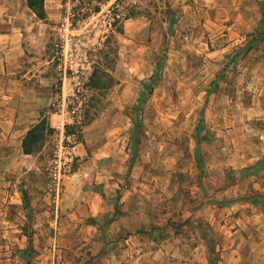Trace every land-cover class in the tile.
Returning <instances> with one entry per match:
<instances>
[{
    "label": "rangeland",
    "instance_id": "1",
    "mask_svg": "<svg viewBox=\"0 0 264 264\" xmlns=\"http://www.w3.org/2000/svg\"><path fill=\"white\" fill-rule=\"evenodd\" d=\"M258 1L46 0L45 22L0 0V264L264 261V42L241 50ZM62 122L87 175L56 201Z\"/></svg>",
    "mask_w": 264,
    "mask_h": 264
},
{
    "label": "trees",
    "instance_id": "2",
    "mask_svg": "<svg viewBox=\"0 0 264 264\" xmlns=\"http://www.w3.org/2000/svg\"><path fill=\"white\" fill-rule=\"evenodd\" d=\"M27 6L32 10V12L42 21L48 20V14L45 8V2L46 0H26ZM260 13H261V19L259 26L251 33L248 34V39L245 45L241 48V50L244 51V53H249L251 50L256 48L259 44L264 42V0L258 1ZM99 11V9H98ZM160 68L158 67V70ZM100 69H94L90 78L89 82L91 87L93 88H101V78H100V72L98 71ZM107 74V73H103ZM156 77V76H155ZM153 77V80L155 79ZM114 80L113 77L111 79ZM111 86V85H110ZM149 88V91H152V86L149 87V85H146ZM145 92L143 94L141 93L140 102L145 97ZM55 131V128L51 126L49 120L47 117H44L42 119H39L37 123L32 125L25 135V137L22 140V151L26 155H34L37 152L40 151L42 148L44 141L46 140V137L50 134H52Z\"/></svg>",
    "mask_w": 264,
    "mask_h": 264
},
{
    "label": "built area",
    "instance_id": "3",
    "mask_svg": "<svg viewBox=\"0 0 264 264\" xmlns=\"http://www.w3.org/2000/svg\"><path fill=\"white\" fill-rule=\"evenodd\" d=\"M78 136L74 131H68L64 122L55 132L52 152L45 167L48 192L59 200L61 191L67 181L72 183L82 180L86 173L76 168Z\"/></svg>",
    "mask_w": 264,
    "mask_h": 264
},
{
    "label": "crops",
    "instance_id": "4",
    "mask_svg": "<svg viewBox=\"0 0 264 264\" xmlns=\"http://www.w3.org/2000/svg\"><path fill=\"white\" fill-rule=\"evenodd\" d=\"M260 20V19H259ZM258 27V25H256V28ZM255 30V29H254ZM55 114H51V116H49L48 117V120H49V122H51L52 123V126H53V122L54 121H56L57 122V120L58 119H55ZM39 120H34L33 122H31V124L28 126V128L25 130V132H24V134L22 135V137L19 139V147H20V149L22 150V140H23V138L25 137V135H26V133H27V130L32 126V125H34L35 123H37ZM23 152V151H22ZM78 153V152H77ZM80 171H82V172H85V171H83V170H80ZM84 178V177H83ZM256 217H258V215L257 216H254V218L253 217H251V219H255ZM259 217H260V215H259ZM242 228H244V227H242ZM242 228H240V229H238V230H236L234 233H237V232H241L242 231ZM235 247V249H234V251L233 252H236V253H239V252H241V245H238V246H234ZM252 249L253 250H259V251H262L263 253H264V241L263 242H261V243H257V245L256 246H254V247H252ZM241 253H239V256L237 257V258H235L233 261H231V262H229L228 264H254V262L251 260V259H249V260H245L244 259V256H243V258H241ZM263 258H264V255H263ZM223 264V263H222ZM255 264H264V261L263 262H259V263H255Z\"/></svg>",
    "mask_w": 264,
    "mask_h": 264
}]
</instances>
